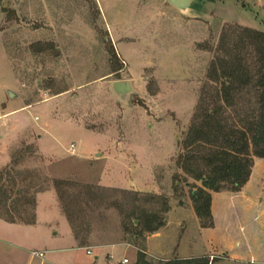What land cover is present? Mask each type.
I'll list each match as a JSON object with an SVG mask.
<instances>
[{
    "label": "rangeland",
    "instance_id": "374dc122",
    "mask_svg": "<svg viewBox=\"0 0 264 264\" xmlns=\"http://www.w3.org/2000/svg\"><path fill=\"white\" fill-rule=\"evenodd\" d=\"M1 10L0 80L9 63L10 86L21 99L12 108L28 109L5 122L0 154L6 160L0 159V173L15 178L18 190L53 192L40 197L34 227L0 219V264H117L123 258L135 264L149 235L138 242L126 235L129 216L135 208L159 214L164 202L170 206L190 199L177 166L181 144L201 101L210 109L216 104L218 86L208 75L221 55V38L226 36L228 50L233 43L241 45L239 35L246 28L264 33V0H200L188 12L167 0H0ZM38 38L62 50L35 53ZM240 47L254 74L253 49ZM117 82H128L132 93L118 96L113 90ZM242 94L235 108L224 111L231 127L241 128L240 119L257 114L254 91ZM52 179L77 185L68 190L71 201L79 196L77 223L92 226L83 249L70 240L71 228ZM99 182L121 188L140 184L144 192L103 187L106 192L96 191L100 199L93 202L83 186ZM22 210L30 213V206ZM255 213L243 217V233L238 221L221 225L217 244L205 258L209 264H239L223 245L234 255L244 254L246 241L257 263L248 259L243 264H264V219L258 222ZM184 225L177 255L190 242L192 254L200 253L187 213ZM167 242L174 243L175 237Z\"/></svg>",
    "mask_w": 264,
    "mask_h": 264
},
{
    "label": "trees",
    "instance_id": "16d2710c",
    "mask_svg": "<svg viewBox=\"0 0 264 264\" xmlns=\"http://www.w3.org/2000/svg\"><path fill=\"white\" fill-rule=\"evenodd\" d=\"M3 13H7L9 17L15 15L14 11L3 10ZM225 37L220 41L221 55L212 63L208 75L210 82L218 86L215 92L216 104L210 109L204 107V102L201 101L202 104L194 114L181 144V154L177 160L178 169L184 175V184L189 189L195 214L201 227L205 229L214 228L211 212L212 193L240 192L250 180L254 160L264 159V33L246 28L239 35L241 45L233 43L228 50ZM33 46L37 47V54H43L47 49L55 54L59 53L51 44L38 42ZM240 46H243L242 49H245V46L253 49L256 61L254 74L245 63ZM247 90L254 91L256 95L257 114L240 119L243 124L241 128L231 127L225 120L224 111L227 108H235L238 99ZM29 152L33 154L34 148L29 147ZM189 180L194 183H189ZM51 182L78 247H87L92 226L77 223L80 220L77 216L82 212L80 205L75 203L79 196L71 201V194L68 192L77 185L59 179H52ZM176 182L180 184V178ZM102 188L83 186L93 202L100 199L96 191L106 192ZM30 191L18 190L15 178L0 173V219L9 224L35 225L36 196L45 192V189L34 190L32 193ZM25 204L30 206V213L23 212ZM180 204L183 202L180 201ZM164 206L165 209L159 214L135 208L129 216L130 226L124 227L125 234L130 235L134 242H138L145 234L158 233L165 227L166 216L170 211L168 202H164ZM135 264L150 263L146 260V255L139 251ZM165 264L182 262L169 261ZM191 264H209V261L204 258Z\"/></svg>",
    "mask_w": 264,
    "mask_h": 264
},
{
    "label": "crops",
    "instance_id": "0c3cea01",
    "mask_svg": "<svg viewBox=\"0 0 264 264\" xmlns=\"http://www.w3.org/2000/svg\"><path fill=\"white\" fill-rule=\"evenodd\" d=\"M97 1V0H95ZM0 16L3 20L2 10L0 11ZM49 14V13H48ZM1 20V23H2ZM1 23H0V32H1ZM33 37L39 36V34L32 35ZM38 42L44 41V39H36ZM47 41V40H46ZM62 49H58L60 52ZM7 74L6 76L0 80V122L4 121L3 124L0 125V136H2V140L0 142V150L3 149L4 143L6 142V137L4 134L5 122L15 118L20 112L28 109L26 106L13 107L12 103L20 102V98L10 99L8 96V92L11 91L15 93V88L10 86L13 83V76L10 72L9 63L7 65ZM16 94V93H15ZM76 148V147H75ZM71 152V151H70ZM2 161L6 160L4 155L0 154V159ZM100 187H119L117 185L112 184H103L99 182ZM140 186H129L124 189L129 192H144L142 188H138ZM53 192L46 191L40 193L37 196V204L41 196L46 195L47 193ZM146 192V191H145ZM188 196V195H187ZM59 202V201H58ZM60 206V205H59ZM171 208L169 213L166 216V225L162 228L158 233L149 235L145 241V247L143 249L139 248L138 251H142L147 257L150 258V262L155 263L156 261H180V260H191V259H204L210 257V253L212 251V246L216 242V235L219 234L220 227L222 224L233 223L238 221L241 224L240 231L245 232L244 220L243 217L248 215L251 211H256L254 219L258 221L264 219V159H255L254 167L252 170V174L249 182L245 185V187L238 193H212V206L211 212L214 220V228L205 229L201 227L200 221L197 218L193 204L189 197L187 200H183V204H180L179 201L171 202ZM38 207V205H37ZM189 214L190 219L193 221V232L196 234L199 245H200V253L192 254L194 252L191 249V242L184 246V249L181 251L182 255H177L181 248V243L183 239V235L186 232L184 220L185 214ZM259 222V221H258ZM6 223V222H5ZM8 224V223H7ZM36 225V224H35ZM24 227H34V226H25ZM227 233V231H226ZM72 243L78 248V244L73 236L71 231ZM55 237H59V234H55ZM175 237V242L168 243ZM166 238V239H165ZM166 240V241H165ZM217 244V243H216ZM243 245V244H242ZM246 247L244 250V254L234 255L233 252H229V245L224 244V252L229 253L231 255V260L237 262L239 264L246 263L245 260H250V263H257L254 253H252V248L249 245V242L246 241ZM220 246V245H217ZM237 246H241L237 242ZM244 246V245H243ZM228 255V256H229ZM45 258V257H44ZM127 259V258H123ZM122 259V260H123ZM128 260V259H127ZM129 261V260H128ZM119 264V263H117Z\"/></svg>",
    "mask_w": 264,
    "mask_h": 264
},
{
    "label": "water",
    "instance_id": "95a60500",
    "mask_svg": "<svg viewBox=\"0 0 264 264\" xmlns=\"http://www.w3.org/2000/svg\"><path fill=\"white\" fill-rule=\"evenodd\" d=\"M199 1L200 0H167L170 6L181 12L190 11L193 8V6L197 4ZM113 90L118 96L123 98H125L133 91L131 85L128 82L114 83ZM8 96L10 99L17 98V95L11 91L8 92Z\"/></svg>",
    "mask_w": 264,
    "mask_h": 264
},
{
    "label": "built area",
    "instance_id": "2783aa9c",
    "mask_svg": "<svg viewBox=\"0 0 264 264\" xmlns=\"http://www.w3.org/2000/svg\"><path fill=\"white\" fill-rule=\"evenodd\" d=\"M70 151L72 154L76 153V148L74 145L71 146ZM86 253L88 256H94V253L91 250H87ZM33 256L36 258H39V259H43L45 257L44 253H42V252H33ZM128 263H129V261L127 259H123L119 264H128Z\"/></svg>",
    "mask_w": 264,
    "mask_h": 264
}]
</instances>
